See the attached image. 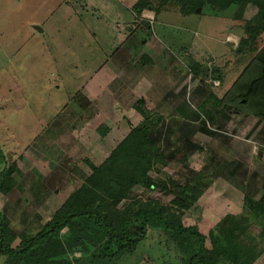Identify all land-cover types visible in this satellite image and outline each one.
Here are the masks:
<instances>
[{
    "label": "rangeland",
    "instance_id": "1",
    "mask_svg": "<svg viewBox=\"0 0 264 264\" xmlns=\"http://www.w3.org/2000/svg\"><path fill=\"white\" fill-rule=\"evenodd\" d=\"M138 1L0 0V171L14 167V185L0 193V211L15 235L38 233L91 173L87 161L99 165L131 121L141 120L132 109L139 99L144 110L163 117L156 142L162 157L148 175L161 184L203 176L202 194L185 211L183 224L207 236L227 216L228 203L239 205L241 194L234 189L256 166L255 138L264 123L214 106L209 98L220 97L248 61L236 52L242 30L241 20L233 18L237 6L207 4L182 15L173 2L156 17L151 9L140 17L131 9ZM143 55L153 63L143 66ZM196 64L202 67L197 74ZM217 72L219 79L213 78ZM136 75L152 81L154 97L134 81ZM203 125L214 135L199 131ZM180 150L185 163L177 160ZM133 193L162 204L173 198L160 189L143 194L135 187ZM85 242L88 237L83 252L65 250L66 264H105L100 257L85 258L102 254L97 241ZM165 249L163 236L148 231L133 254L107 264L181 263Z\"/></svg>",
    "mask_w": 264,
    "mask_h": 264
},
{
    "label": "trees",
    "instance_id": "2",
    "mask_svg": "<svg viewBox=\"0 0 264 264\" xmlns=\"http://www.w3.org/2000/svg\"><path fill=\"white\" fill-rule=\"evenodd\" d=\"M173 2L180 5L182 15L194 13L207 4H217L222 9L237 6L233 18L241 20L242 30L236 52L239 56L248 57V61L220 97L211 94L209 98L213 99L214 106L252 116L264 123V0H139L131 9L139 16L143 10L151 9L156 17L161 8ZM248 8L252 13L246 16ZM146 26L150 28L147 23ZM193 70L197 74L202 67L196 64ZM217 73L213 78H220ZM143 103L144 100L139 99L132 105L141 120L131 126L128 134L102 163L95 165L87 161L91 173L79 188L67 196L38 233L32 237L23 233L15 235L0 211V255L5 256L3 264H66V251L83 252L86 237L88 242L85 243L94 244L97 241L94 245L102 254L89 253L85 258L100 257L107 264L112 259L117 261L123 254H133L148 231L163 236V248L173 252L176 260L180 259V264L253 262L262 250L256 251L258 246L254 238L245 237L247 226L241 219L227 215L207 236L195 226L183 224L185 211L202 194L198 181V178H203L201 174L196 175L193 183L184 184L171 180L165 184L156 183L148 175L162 157L156 142L162 134L158 125L163 117L144 110ZM180 112L188 115L183 109ZM191 112L195 114V111ZM100 128L101 134L107 132L106 127ZM199 131L208 136H213L215 132L204 125ZM177 160L185 163L184 151H179ZM4 163L0 149V164ZM13 168L11 165L1 169L0 193L7 192L14 185ZM195 179L198 182L195 183ZM135 187H141L143 194L160 189L173 198L166 204L148 197L143 199L133 193ZM250 203H253L252 200L245 196L243 207ZM248 235L251 233L248 232ZM61 238L67 241L66 246ZM16 239L18 243L12 247ZM54 248L59 250L54 253Z\"/></svg>",
    "mask_w": 264,
    "mask_h": 264
},
{
    "label": "crops",
    "instance_id": "3",
    "mask_svg": "<svg viewBox=\"0 0 264 264\" xmlns=\"http://www.w3.org/2000/svg\"><path fill=\"white\" fill-rule=\"evenodd\" d=\"M128 8H130V7L128 6ZM145 11L146 10L142 11L140 17H142L144 15ZM129 29L130 28H129V24H128L125 27L126 32H128ZM122 58H123V60H125L124 57H122ZM140 59L142 61L143 66H145V63H146V65L153 63L152 60H150L148 57H144V55L141 56ZM167 59H169L170 62H172V58L169 57ZM128 61H129V59L126 58V62H128ZM136 62L139 63L138 61H135V63ZM120 63H121V61L117 60V63H115V65L120 64ZM136 66L140 70L143 67V66H140L139 64H136ZM135 79L138 81V84L144 88V90H146L147 92H150L149 96L154 97L153 95H151V92L154 91V85H153L151 80H149L148 78H144V77L140 78L139 75H136V77L134 78V81H135ZM135 122L137 123L138 121H135ZM136 123H132V121H131L132 125H129V130L127 131L125 136L130 131L131 126H134ZM101 126L106 127L103 124ZM121 140H119L118 143ZM255 142L257 145L256 152L254 151L255 152L254 154L256 157V166L254 169H250L249 171L246 172V174L244 175L242 182L240 184V189L239 190L234 189L235 195H237V193L241 194L240 203H239V205H235V206L230 205L231 203H228L225 206V208H227L228 211L226 213H228L229 216H232L238 220L241 219L245 223V225L248 227V231L251 233V235H248V233H247V235L245 234L246 235L245 237H252L255 239L254 241L257 242L256 244L258 246V249L256 251L258 252V251L262 250L261 252H259V254H257L255 256L256 258L253 260V262L251 264H264V249H263V246H264L263 245L264 244V235H263V233H264V125H263L262 131L256 136ZM251 143H252V141H251ZM223 156L226 157L225 153L223 154ZM227 174L225 173L224 178H226L228 176ZM225 182L226 181H224L223 183H225ZM245 196L247 198L251 199L253 202L252 204L250 203V205L248 204L247 207H243V199ZM64 200H63V202H64ZM58 208H56L52 212L51 216L53 215V213ZM228 214H226V215H228ZM51 216L49 217L48 220H50Z\"/></svg>",
    "mask_w": 264,
    "mask_h": 264
}]
</instances>
